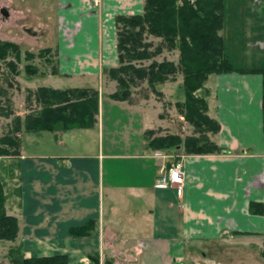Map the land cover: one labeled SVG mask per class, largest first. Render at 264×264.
Wrapping results in <instances>:
<instances>
[{"label":"crops","instance_id":"0c3cea01","mask_svg":"<svg viewBox=\"0 0 264 264\" xmlns=\"http://www.w3.org/2000/svg\"><path fill=\"white\" fill-rule=\"evenodd\" d=\"M145 3L103 0L99 9L90 0H58L64 12L59 18L77 19L80 28L75 47L58 41L56 76L75 83L69 88L100 91L97 121L92 128L30 132L40 139L55 134L60 152L28 156L22 144L20 203L13 208L8 202L7 211L19 219V236H30L23 243L30 257L67 255L69 264H195L201 252L215 264H253L223 253L257 251L264 242V0L224 2L225 51L246 71L207 80L208 114L220 125L209 135L223 152L201 155L148 147L150 130L179 135L167 130L172 120L164 101H138L134 93L126 100L110 97L118 83L104 69L119 67L117 17L143 14ZM157 90L173 100L168 82ZM179 153L186 154L182 199L175 189L155 186L160 166ZM90 222L87 234L73 231Z\"/></svg>","mask_w":264,"mask_h":264},{"label":"trees","instance_id":"16d2710c","mask_svg":"<svg viewBox=\"0 0 264 264\" xmlns=\"http://www.w3.org/2000/svg\"><path fill=\"white\" fill-rule=\"evenodd\" d=\"M224 2L225 0H146L143 14L117 17L119 67L104 69L118 83V90L110 97L114 100L129 99L132 87L144 81L153 92L162 94L157 87L168 80H175L181 73L185 100L178 105L184 118L200 132L199 136L182 138L174 134L155 136V132L150 130L146 133V139L148 147L153 150H174L181 146L189 155L223 152L207 135V132L217 133L220 125L208 114L205 84L212 74L246 71L236 68L225 51L224 39L220 34L224 27ZM145 34L161 37L162 44L152 49L153 43L146 41ZM165 46L179 50L178 65L172 61L158 62L154 59L162 53ZM47 52H51V48L42 49L39 55L42 57ZM11 53L15 54L17 61L22 59L23 54L27 59L36 57L33 52L23 53L15 42L0 40V60H7ZM144 61L151 62L148 65L137 63ZM8 64L12 71L19 74L15 61H9ZM26 70L37 73V68L31 65H27ZM53 73L58 74V70L55 69ZM30 94L40 104V110L30 113L25 120L17 117L15 135L0 137V240L15 242L20 232L19 219L9 214L6 206L7 182L14 178L15 172L20 168L19 163L9 159L20 158L21 155V141L16 135L23 129L38 133L92 128L99 112L100 91L94 88L56 89L40 86ZM258 210L262 212L261 209ZM91 228L93 223L90 222L73 231L87 234ZM9 255L13 264H69L67 255L26 256L22 244L13 246ZM262 256L264 258V249Z\"/></svg>","mask_w":264,"mask_h":264},{"label":"rangeland","instance_id":"374dc122","mask_svg":"<svg viewBox=\"0 0 264 264\" xmlns=\"http://www.w3.org/2000/svg\"><path fill=\"white\" fill-rule=\"evenodd\" d=\"M90 1L94 3L93 6L95 8H99L103 0ZM60 12L64 14L63 10L58 7V0H0V40L15 42L19 45L23 53L29 51L36 54V57L33 59H27L25 54H23L22 59L17 61L15 54L11 53L7 60H0V89H3L0 92V137L7 134L15 135L14 128L17 117L25 120L27 115L37 113L40 110V104L30 94L31 91H36L38 86L52 85L56 88H69L75 84L67 78L58 77L53 73L55 69L59 70L58 41L66 42L68 48L75 47L76 32L80 28L79 20L70 17L64 18L62 16L59 18ZM63 34L66 39H58L59 35L64 37ZM145 35L146 41L153 43L152 49L163 42L161 37ZM44 48H51V52H47L41 57L39 53ZM179 56V50L170 49L165 46L162 53L158 54L154 59L158 62L168 60L178 65ZM9 61L16 62L19 74L12 71L8 64ZM150 62L144 61L137 63L148 65ZM27 65L37 68V73L33 70L28 72L26 70ZM182 81L183 75L181 73L176 76L175 80L167 81L170 88L175 91L173 93V100H170L163 93L153 92L146 81L139 82L132 87V93L135 95L133 99L142 101L152 98L154 100L164 101V113L172 120V124L167 130L177 132L182 138L189 135L199 136L200 132L184 118L178 105L179 102L185 100L183 93L179 89V84ZM200 93H203V91ZM209 133L207 132L208 136H210ZM16 136L21 141L20 150L22 151L23 144L24 152L28 156L30 153L47 155L60 152L58 140L55 138V134L50 132H45V137L40 139L36 134L34 135L23 129ZM178 148L179 150L182 149L180 146ZM159 150L161 151L162 149ZM9 159L10 161L15 160V163H19L21 166V157ZM19 183L20 173L17 170L14 178L8 180L6 187L8 196L7 203L9 202L13 208H16L20 203L21 194L19 193V189L21 188L18 186ZM18 237L15 242L0 240V264H13L9 255L11 248L13 246L23 245L24 240L30 243V236L20 235ZM36 241L39 242L38 240ZM239 247L241 246L236 248ZM263 249L264 242L262 248L260 247V250L257 251L255 249H252V251H243L244 253L241 255L236 253V256L233 253L225 252L223 255L225 259L232 258L235 261L242 259L252 261L254 262L253 264H264V258L262 256ZM207 253L211 255L208 249L204 251V254ZM216 260V258L211 256L204 258L201 252L193 258L195 264L197 262L202 264L204 261L207 264H215Z\"/></svg>","mask_w":264,"mask_h":264},{"label":"built area","instance_id":"2783aa9c","mask_svg":"<svg viewBox=\"0 0 264 264\" xmlns=\"http://www.w3.org/2000/svg\"><path fill=\"white\" fill-rule=\"evenodd\" d=\"M185 158V153H179L171 163L161 165L155 183L157 188L175 189L181 199L184 197L186 183Z\"/></svg>","mask_w":264,"mask_h":264}]
</instances>
